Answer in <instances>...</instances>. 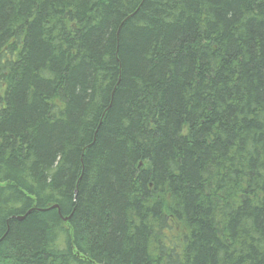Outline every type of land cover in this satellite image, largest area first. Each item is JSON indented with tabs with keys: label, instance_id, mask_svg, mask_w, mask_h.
<instances>
[{
	"label": "trees",
	"instance_id": "trees-1",
	"mask_svg": "<svg viewBox=\"0 0 264 264\" xmlns=\"http://www.w3.org/2000/svg\"><path fill=\"white\" fill-rule=\"evenodd\" d=\"M0 264H264V0H0Z\"/></svg>",
	"mask_w": 264,
	"mask_h": 264
},
{
	"label": "water",
	"instance_id": "water-1",
	"mask_svg": "<svg viewBox=\"0 0 264 264\" xmlns=\"http://www.w3.org/2000/svg\"><path fill=\"white\" fill-rule=\"evenodd\" d=\"M53 209H58V206H53L52 208H50V210H53ZM31 211H32V210H31ZM31 211L27 212L26 215H29V214L31 213ZM58 211H59V209H58ZM23 218H24V217H20V218H18L17 220L21 221V220H23ZM66 220H67V218L64 219V221H66Z\"/></svg>",
	"mask_w": 264,
	"mask_h": 264
}]
</instances>
